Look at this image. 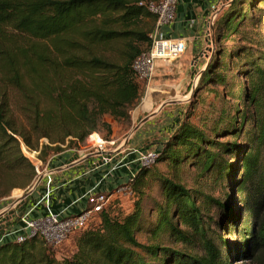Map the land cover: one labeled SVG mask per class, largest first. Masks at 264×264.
I'll use <instances>...</instances> for the list:
<instances>
[{"label": "trees", "instance_id": "trees-1", "mask_svg": "<svg viewBox=\"0 0 264 264\" xmlns=\"http://www.w3.org/2000/svg\"><path fill=\"white\" fill-rule=\"evenodd\" d=\"M161 1L0 0V199L38 177L31 150L41 172L92 134L110 138L109 120L130 122L133 62L155 24L145 4ZM212 31L177 127L127 181L130 211L106 205L68 237V257L53 250L67 240L34 236L0 244V264H264V0H227Z\"/></svg>", "mask_w": 264, "mask_h": 264}, {"label": "crops", "instance_id": "crops-1", "mask_svg": "<svg viewBox=\"0 0 264 264\" xmlns=\"http://www.w3.org/2000/svg\"><path fill=\"white\" fill-rule=\"evenodd\" d=\"M226 1L177 0L175 19L164 28L165 35L184 39L187 44L186 54L201 55L208 47L207 23L213 12L218 11ZM206 63L207 59L202 67ZM156 98L157 95L146 97L143 100L145 105L136 107L130 112L132 125L139 120L131 135L132 149L138 148L143 151L148 145H153L151 149L157 152L160 146L155 143L165 140L178 125L176 120L181 117L180 111L183 107L177 106L173 112H170L171 114L166 113L163 109H154L158 103ZM135 113H137V119H135ZM160 117L165 118L162 121L156 120ZM155 133L159 135L156 136ZM76 149L63 150L48 157L43 164L42 173L37 177L39 182L28 200L25 201L24 212H29L31 218L45 215L44 202L41 198L45 191L46 173L52 178L48 197L49 208L53 213L62 216L81 212L86 207L85 196L94 188L96 191L106 193L109 207L112 209L121 206L120 200L129 198L120 191V188L127 183L138 168L135 162L136 155L134 157L133 153L127 151L124 156L118 155L104 163L99 156L93 159L82 158L80 154H77ZM122 161L125 163L121 164ZM18 224L17 214L9 211L2 218L0 232Z\"/></svg>", "mask_w": 264, "mask_h": 264}, {"label": "built area", "instance_id": "built-area-1", "mask_svg": "<svg viewBox=\"0 0 264 264\" xmlns=\"http://www.w3.org/2000/svg\"><path fill=\"white\" fill-rule=\"evenodd\" d=\"M176 5L177 0H162L157 4L152 2L145 4L146 9L155 17L154 29L150 34L151 46L148 52L142 53L133 62L136 77L143 85L147 86L153 79L157 63L177 62L186 53L187 44L184 39L167 37L164 33V28L175 19ZM216 12H213L207 23V37L210 36V29ZM198 76L195 79V83ZM103 144L105 143L99 140L98 148H101ZM110 144L113 143L111 142ZM132 152L137 154L135 162L139 168L151 165L156 157L155 151L134 150ZM106 154L105 152L104 163L111 160L110 157L106 158ZM31 164L39 176L42 173V171H39L40 160L37 158L36 163L31 162ZM45 178V191L41 198V201L44 202L45 215L39 218H31L29 212L23 211L18 219L19 224L17 226L1 230L0 244L9 241L21 243L27 238L37 236L49 245L59 246L75 231L86 227L93 216L100 213L108 204V197L94 188L85 196L86 207L78 214L62 216L58 213H53L48 203L52 178L48 173H46ZM120 191L128 197L133 196V191L127 183L120 188Z\"/></svg>", "mask_w": 264, "mask_h": 264}, {"label": "rangeland", "instance_id": "rangeland-1", "mask_svg": "<svg viewBox=\"0 0 264 264\" xmlns=\"http://www.w3.org/2000/svg\"><path fill=\"white\" fill-rule=\"evenodd\" d=\"M249 29L253 31L254 27L250 26ZM206 41L213 42V45L211 46L207 44L208 45L207 49L213 50L214 49V37H213L212 29L210 31V36L206 37ZM207 49L203 50V53L201 55L199 54L194 55L193 53L192 55H189L185 53L184 56L177 62L157 63L156 71H155L154 77L151 80V82L147 86L146 85L140 86L141 97H140L139 102L134 108L145 105L143 103L144 102L143 100H145L146 97L150 95H153L155 97V95H157L156 99L158 100L157 101L158 103L154 107V109H163L166 113H170V112H173L177 106L181 108L183 107L181 109L182 111H180L182 115L185 110V106H184L185 102L188 103L190 101L191 94L196 86L195 79L197 75L201 74V71L203 70L202 65L205 63L206 59L208 60V58L211 57V54H210L211 52H208ZM196 58H198L197 61L195 60ZM14 114L18 115V112L14 111ZM136 117H137V113H135V119H137ZM164 118L165 117H160L156 120L162 121ZM180 119L181 117L180 118L178 117L176 122L179 123ZM109 121L111 122L112 130H113L112 136L110 138H105L103 134H93L91 137H88L84 142L79 144L78 148L76 149L78 151L77 154H80L82 158H92V159L94 157L99 156L102 159L101 161H103V158L105 157L104 156L105 152L109 155L110 159H114L118 155L124 156L127 151L129 153H133L132 151H134V149L131 148L133 145L131 144V141H132L131 135L134 131V127L137 126L139 120H136L133 125L130 122L125 123V124H120V123H115L111 120ZM155 135L158 136L159 134L155 133ZM99 139L105 143L102 145L101 148H98ZM111 142L113 144H110ZM41 143L47 144L48 142L45 139H41ZM152 146L153 145H148V147L144 148L143 151H153L151 149ZM129 148H131V150H129ZM31 151L35 152L37 154V158L39 159L38 152L33 151V150ZM133 154H134V157L135 155L137 156L136 153H133ZM24 157L27 159L28 162H30L26 156ZM123 163H125V161L121 162V164ZM158 167L159 169L165 172L169 170L165 166H158ZM194 173H195L194 170H186L184 172V180L187 183V185L191 186ZM37 180L38 178H35L29 188H31L33 185L35 186ZM11 181H15V180H11ZM8 185L9 183L4 182L1 185L0 192H5ZM29 188L25 190L18 189V188L12 189L8 193L7 196L0 199V223H2V218L5 217L9 211L15 212V210L18 209L17 208L18 206L15 207V210L10 207L14 203L18 204V202L22 199V197L27 193L26 191ZM149 192H151L152 195H155L156 188L154 187ZM134 199H135L134 197H129L127 199L120 200L121 206H118L117 208H115L113 210V214L128 213L130 209L132 208ZM92 219H91L92 225L93 223L94 224L97 223V219L95 217H93ZM75 237H76V234L73 235L69 240H67L62 246L53 249L55 253L54 255L57 259L68 257L74 252L75 250L74 238ZM140 239L141 241H144L145 236L140 237Z\"/></svg>", "mask_w": 264, "mask_h": 264}, {"label": "water", "instance_id": "water-1", "mask_svg": "<svg viewBox=\"0 0 264 264\" xmlns=\"http://www.w3.org/2000/svg\"><path fill=\"white\" fill-rule=\"evenodd\" d=\"M212 29V27H211ZM210 29V31H211ZM208 45H213V42H208ZM208 51L210 50V52H212V49H207ZM196 61L198 60V58L195 59ZM138 148H135L134 150H137ZM106 157L109 158V155L106 154ZM101 158V157H100ZM102 160V159H101ZM39 182V179L37 180L36 184ZM33 185L31 188H29L26 192V194L22 197V199L18 202V204L14 203L11 205L10 208H15L16 206H19L18 209L15 210L14 214H17V217L19 219V217L22 215L23 211H24V206H25V201L28 200L29 195L32 193V191L35 189L36 187Z\"/></svg>", "mask_w": 264, "mask_h": 264}, {"label": "bare ground", "instance_id": "bare-ground-1", "mask_svg": "<svg viewBox=\"0 0 264 264\" xmlns=\"http://www.w3.org/2000/svg\"><path fill=\"white\" fill-rule=\"evenodd\" d=\"M99 140H100V139H99ZM99 140H98V141H99Z\"/></svg>", "mask_w": 264, "mask_h": 264}]
</instances>
